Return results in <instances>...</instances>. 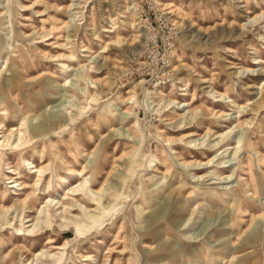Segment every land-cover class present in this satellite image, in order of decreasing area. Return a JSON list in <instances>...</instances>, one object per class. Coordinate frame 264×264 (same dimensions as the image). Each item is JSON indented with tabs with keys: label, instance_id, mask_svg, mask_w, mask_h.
I'll use <instances>...</instances> for the list:
<instances>
[{
	"label": "rangeland",
	"instance_id": "obj_1",
	"mask_svg": "<svg viewBox=\"0 0 264 264\" xmlns=\"http://www.w3.org/2000/svg\"><path fill=\"white\" fill-rule=\"evenodd\" d=\"M0 264H264V0H0Z\"/></svg>",
	"mask_w": 264,
	"mask_h": 264
},
{
	"label": "bare ground",
	"instance_id": "obj_2",
	"mask_svg": "<svg viewBox=\"0 0 264 264\" xmlns=\"http://www.w3.org/2000/svg\"><path fill=\"white\" fill-rule=\"evenodd\" d=\"M71 6V5H70ZM70 6H69V8H70ZM168 10H167V13H171V14H175L174 12H175V10L174 9H171V7H166ZM165 8V9H166ZM173 8V7H172ZM175 24L177 23V21H175L174 22ZM85 50H89V49H85ZM170 53L172 54V50H170ZM169 65H171V64H169ZM12 79V78H11ZM10 79V80H11ZM65 86H66V84H64ZM63 85V86H64ZM217 94H220V95H225L224 93H221V92H219V91H215ZM129 99H131V98H128V99H126L125 100V102H128L129 101ZM179 104H181L180 102H178ZM185 105H188L187 107H189L190 106V103H184V104H181V107H183V106H185ZM126 114H128V111H124ZM190 112H193V110H191ZM112 116H114V114L112 115ZM73 117H74V115H70V117L69 116H67V115H64V116H61V117H59V118H53L52 119V121H48L47 123H45V122H41V123H39V124H37L36 126H34L33 128H31L32 130H30V133H34V135H35V137H39V136H45V135H50V133H52V132H54V131H56L57 130V128H63V127H66V126H68V125H70L71 123H67V121H69L70 119L72 120L73 119ZM45 120H46V118H44ZM110 117L108 116V115H106V116H104V120H105V122H107V123H109L110 122ZM191 122V121H190ZM189 122V123H190ZM129 131H130V134L132 135V137H134V135H133V132H132V128L130 127L129 129H128ZM232 130V129H231ZM231 130L230 131H228L227 133H225V134H220V135H218L216 138L217 139H219L218 141H216V142H210L209 141V139H207L206 138V136H208V134H209V132H207V135H204L203 137H201V138H198L197 140H191L189 143H186V148H187V150H188V154L190 155L189 157H194V159L195 158H197V157H202V158H206L207 156H209V155H211L212 153H214L216 150H218V149H216L218 146H220V144L225 140V139H228V137H229V135H230V132H231ZM3 131V130H2ZM195 135V133H189L188 135H183L180 139H177V140H169V142H172V141H175V142H182V140H184V138H189V137H192V136H194ZM5 137H7V136H5ZM5 137H4V139H5ZM20 137V136H19ZM127 138H129V137H127ZM245 139L246 138H244L243 139V142L245 141ZM128 141L130 140V139H127ZM187 140V139H186ZM230 140V139H229ZM22 142V141H21ZM129 142H131V141H129ZM227 142H228V140H227ZM239 143H240V141H239ZM172 144H173V142H172ZM192 144L194 145L193 147L194 148H199L200 150H202V152H199V151H197V150H195L193 147H192ZM219 144V145H218ZM167 146V145H166ZM103 148H104V143H101V145H99V147H98V151H100V155H99V158H98V160L94 163V164H89L87 167H85L84 168V170L83 171H85V169H87V168H94V166H95V169H96V167H98V163H99V160H100V158H101V154H103L102 152H103ZM220 148V147H219ZM136 151V150H135ZM173 152V151H172ZM176 152V151H175ZM174 152V153H175ZM179 153V152H178ZM185 153V152H184ZM134 154V153H133ZM136 155V154H135ZM134 157V155L133 156H129V157H127V160H128V164L129 165H134L133 163V161H132V158ZM175 157H179V160H182V158H180V156H175ZM186 157H187V155H186ZM135 158V157H134ZM215 158V157H214ZM160 160V162H161V165H163V163H162V160L161 159H159ZM212 160H214V159H210L209 161H207V162H204L203 160H197V159H195L194 160V162H190V161H184V162H182L183 163V165H185V166H187V167H191V168H193V169H195V170H200V169H204L206 166L208 167V165L212 162ZM159 162V163H160ZM30 164V163H29ZM92 165H94V166H92ZM36 166L35 165H32L31 166V168H35ZM225 167V166H224ZM221 168V167H220ZM43 169V168H42ZM41 168L40 169H38V167H36V169H35V172L37 171H43ZM41 173V172H40ZM76 174V173H75ZM79 175L80 174H82V172H80V173H78ZM40 176V175H39ZM42 176V175H41ZM39 180H41L40 178H38L36 181H35V183H34V185H33V187L34 188H36L37 187V183L39 182ZM12 182H15V181H12ZM86 182H88V181H86ZM20 185V184H19ZM240 187H241V185H240ZM37 189V188H36ZM73 189V188H72ZM72 189H71V191H72ZM70 190V189H69ZM76 191H77V189L76 190H73V194L76 196L78 193H76ZM241 191L243 192L244 191V186L242 185V187H241ZM70 192V191H69ZM87 192V191H86ZM179 192H181V189H179ZM101 193V191L100 192H96V194H100ZM70 194V193H69ZM72 194V195H73ZM86 194H88V196L87 197H81L82 199H83V202H87V203H89V204H94L95 202L94 201H98L99 203H101V196H99V197H94L93 196V194H89V193H86ZM80 195V194H79ZM102 195V194H101ZM176 195H179V193L177 192V187H174V188H172L171 189V191L168 193V195H167V199L169 200V199H172V198H174ZM240 194H238L237 196H239ZM71 200V199H70ZM54 201H52L51 203H53ZM61 201H58V203H60ZM50 203V204H51ZM72 202L70 201V203L69 204H71ZM74 203V202H73ZM56 204V203H55ZM82 204V203H81ZM73 205V204H72ZM51 206V205H50ZM62 206V205H61ZM71 206V205H70ZM170 206V205H169ZM167 204H166V202L165 203H163L161 206H158L156 209H154V211H152L153 212V214H152V220H153V222H156L157 220H158V218H160V217H162V215H163V213L164 212H167V207L168 208H170ZM172 206H173V204H172ZM88 208V207H87ZM77 209V208H76ZM74 210V209H73ZM68 213H70L69 211H68ZM176 213V212H175ZM89 215H92V214H89ZM62 216V215H61ZM87 216V215H86ZM88 217V216H87ZM232 217H233V215H232ZM91 218H93V217H91ZM93 219H95V218H93ZM157 219V220H156ZM33 220V219H32ZM232 220V219H231ZM225 221L226 220H224V221H222V223L224 224L225 223ZM231 222H233V221H231ZM232 224V223H231ZM82 225V224H81ZM31 226V225H30ZM233 226V225H232ZM219 231V228H213V236H216V234H217V232ZM149 234V233H148ZM250 236H251V234H250ZM164 237L166 238V235H164ZM168 240V239H167ZM248 241H250V242H252L251 240H248ZM48 242H51V240L50 241H48ZM165 243H167L166 241H165ZM247 243H249V242H247ZM242 245V244H241ZM246 246V244H243L242 246ZM202 249V248H201ZM193 250V249H192ZM37 255H39L38 253H37ZM40 255H43V253L42 254H40ZM37 257V256H36Z\"/></svg>",
	"mask_w": 264,
	"mask_h": 264
}]
</instances>
